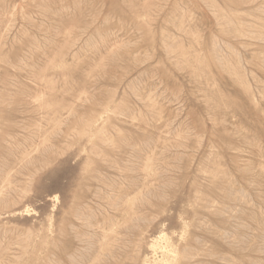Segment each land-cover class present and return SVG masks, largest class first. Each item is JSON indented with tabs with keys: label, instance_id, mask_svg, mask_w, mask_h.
<instances>
[{
	"label": "rangeland",
	"instance_id": "1",
	"mask_svg": "<svg viewBox=\"0 0 264 264\" xmlns=\"http://www.w3.org/2000/svg\"><path fill=\"white\" fill-rule=\"evenodd\" d=\"M0 264H264V0H0Z\"/></svg>",
	"mask_w": 264,
	"mask_h": 264
},
{
	"label": "bare ground",
	"instance_id": "2",
	"mask_svg": "<svg viewBox=\"0 0 264 264\" xmlns=\"http://www.w3.org/2000/svg\"><path fill=\"white\" fill-rule=\"evenodd\" d=\"M111 102H112V101H111ZM99 119H100V118H99ZM90 120H91V119H90ZM91 121H92V120H91ZM89 123H90V122H89ZM83 124H84V123H83ZM83 124H82V125H83ZM84 125H86V124H84ZM88 126H89V125H88ZM85 128H86V127H85ZM87 129H89V128H87ZM82 130L85 131L84 129H82ZM89 130H90V129H89ZM87 132H88V131H87ZM89 132H90V131H89ZM83 133H85V135L88 134V133H86V132H83ZM83 133H82V134H83ZM98 133H99V132H98ZM102 140H103V139H102ZM106 195H107V194H106ZM102 197H103V196H102ZM100 198H101V197H100ZM109 198H110V197H109ZM103 200H104V199H103ZM106 202H107V201H106ZM114 202H115V201H114ZM110 203H112V202H110ZM131 204H132V203H131ZM111 205H112V204H111ZM132 206H133V205H132ZM83 213H84V212H83ZM131 217H132V216H131ZM160 245H161V244H160ZM99 246H100V245H99ZM101 246H102V245H101ZM155 261H156V260H155ZM164 262H165V261H164ZM149 263H150V262H149ZM152 263H153V262H152Z\"/></svg>",
	"mask_w": 264,
	"mask_h": 264
}]
</instances>
